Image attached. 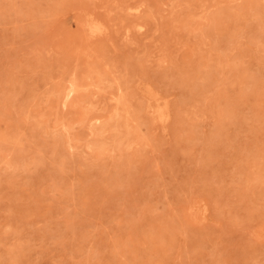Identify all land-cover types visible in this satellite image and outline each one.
<instances>
[{
    "label": "rangeland",
    "instance_id": "374dc122",
    "mask_svg": "<svg viewBox=\"0 0 264 264\" xmlns=\"http://www.w3.org/2000/svg\"><path fill=\"white\" fill-rule=\"evenodd\" d=\"M0 185V264H264V0H0Z\"/></svg>",
    "mask_w": 264,
    "mask_h": 264
},
{
    "label": "bare ground",
    "instance_id": "6f19581e",
    "mask_svg": "<svg viewBox=\"0 0 264 264\" xmlns=\"http://www.w3.org/2000/svg\"><path fill=\"white\" fill-rule=\"evenodd\" d=\"M90 22V21H89ZM90 25V24H89ZM91 26V25H90ZM91 27H95L94 25L93 26H91ZM89 28V27H88ZM96 29H98V28H96ZM92 30V29H91ZM93 31V30H92ZM92 31H90V32H92ZM96 31H98V30H96ZM155 111L156 112H158V113H160V109L158 108V109H155ZM161 116H162V114H160ZM158 117V116H157ZM160 120V119H159ZM160 122V121H159ZM1 186V185H0ZM8 227V226H7ZM11 227V226H10ZM4 230H6V228L4 229ZM3 230V231H4ZM8 230V229H7Z\"/></svg>",
    "mask_w": 264,
    "mask_h": 264
}]
</instances>
